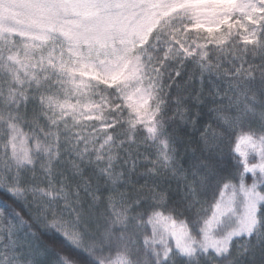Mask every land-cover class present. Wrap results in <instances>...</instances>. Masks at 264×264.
Returning a JSON list of instances; mask_svg holds the SVG:
<instances>
[{"label": "snow or ice", "instance_id": "1", "mask_svg": "<svg viewBox=\"0 0 264 264\" xmlns=\"http://www.w3.org/2000/svg\"><path fill=\"white\" fill-rule=\"evenodd\" d=\"M0 264H264V0H0Z\"/></svg>", "mask_w": 264, "mask_h": 264}, {"label": "trees", "instance_id": "2", "mask_svg": "<svg viewBox=\"0 0 264 264\" xmlns=\"http://www.w3.org/2000/svg\"><path fill=\"white\" fill-rule=\"evenodd\" d=\"M181 163H184V161L182 160ZM187 166V164H185V167ZM147 235H150V229L146 232Z\"/></svg>", "mask_w": 264, "mask_h": 264}]
</instances>
